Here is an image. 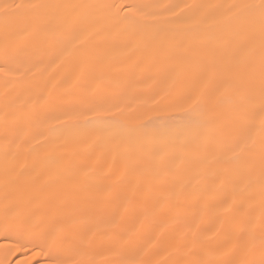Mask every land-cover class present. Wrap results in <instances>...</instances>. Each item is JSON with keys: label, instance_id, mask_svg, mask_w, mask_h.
<instances>
[{"label": "bare ground", "instance_id": "obj_1", "mask_svg": "<svg viewBox=\"0 0 264 264\" xmlns=\"http://www.w3.org/2000/svg\"><path fill=\"white\" fill-rule=\"evenodd\" d=\"M160 221L263 251L264 0H0V261L152 264Z\"/></svg>", "mask_w": 264, "mask_h": 264}, {"label": "rangeland", "instance_id": "obj_2", "mask_svg": "<svg viewBox=\"0 0 264 264\" xmlns=\"http://www.w3.org/2000/svg\"><path fill=\"white\" fill-rule=\"evenodd\" d=\"M139 224L145 225L148 224L147 221H137L134 225L131 226L132 232L136 235L141 230L139 227ZM235 222H225V221H218V222H212L211 220L207 221V227H206V237L203 239L204 245H208L211 241L214 240V231L221 230L222 228H226L228 225H233ZM249 225H254L253 223H248ZM157 228H154L153 231H151L146 238L139 242L135 240L133 242V249H143L149 251L148 257L154 253L151 252L156 245L162 244L161 251L157 250V258L156 261L152 264H212L211 262H204L206 259V252H199L195 253L194 255L190 256L187 254L184 255H178L175 253H172L170 250L175 245H181L185 239L186 236H191L192 234L185 233L184 235H176L169 233L167 236H165L164 227L166 226L163 221L156 223ZM176 223H172L171 225H168L170 229H176ZM98 229H108L107 227H97ZM239 234L238 232H235ZM146 235V231H144V228L142 229V235L141 237H144ZM197 235H192L191 237H196ZM234 241L236 242V245L234 247L238 249L239 253L232 254L229 258L219 261V264H264V248L263 251H259L258 253H255L254 250V240L252 241L250 247H247V239L242 238L239 239L238 236L233 237ZM36 241V240H35ZM21 242V240H17V245ZM79 243L73 240L72 243H70L71 247L73 249H81L83 246L80 247L78 245ZM65 246V245H64ZM40 251V244L36 242V245L32 248V251L30 252H23L19 256L10 254L7 259L4 261H0V264H14L18 261H22V263L18 264H36V262L43 261L44 264H51L48 257H40L38 255V252ZM151 252V253H150ZM32 254V255H30ZM211 259V253L209 254ZM147 257V258H148ZM23 258L24 260H22ZM27 259V260H25Z\"/></svg>", "mask_w": 264, "mask_h": 264}]
</instances>
